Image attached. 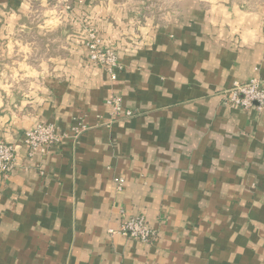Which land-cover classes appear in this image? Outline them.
Returning <instances> with one entry per match:
<instances>
[{"label": "crops", "instance_id": "0c3cea01", "mask_svg": "<svg viewBox=\"0 0 264 264\" xmlns=\"http://www.w3.org/2000/svg\"><path fill=\"white\" fill-rule=\"evenodd\" d=\"M260 75L264 0H0V264H264V110L223 94ZM39 123L65 137L29 157Z\"/></svg>", "mask_w": 264, "mask_h": 264}, {"label": "built area", "instance_id": "2783aa9c", "mask_svg": "<svg viewBox=\"0 0 264 264\" xmlns=\"http://www.w3.org/2000/svg\"><path fill=\"white\" fill-rule=\"evenodd\" d=\"M85 45L89 52V60L102 67L111 80H115L117 73L122 70L114 50L102 47L94 32H90ZM224 104L232 109L249 110L254 108L258 111L264 109V75L257 76L245 83L235 82L230 88L224 90ZM106 104L114 113L123 111L119 98H111ZM124 114L130 118L133 112L125 110ZM84 130L80 125L73 129L72 137L76 140ZM64 135L58 134L53 124L39 123L27 129L23 133V144L28 149V156H43L47 151L61 143ZM15 146L0 142V179H6L14 169ZM122 180L117 181V188L122 186ZM121 234L128 238L137 239L142 244H149L155 240L156 232L150 228L143 216L124 217Z\"/></svg>", "mask_w": 264, "mask_h": 264}, {"label": "rangeland", "instance_id": "374dc122", "mask_svg": "<svg viewBox=\"0 0 264 264\" xmlns=\"http://www.w3.org/2000/svg\"><path fill=\"white\" fill-rule=\"evenodd\" d=\"M26 56H32V48L30 47V48H28V50H26ZM107 105V104H106ZM108 106V105H107ZM250 109H254V108H250ZM264 110V109H263ZM262 110V111H263ZM254 111L256 112V113H261L262 111H258V110H256V109H254Z\"/></svg>", "mask_w": 264, "mask_h": 264}]
</instances>
